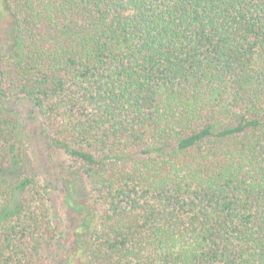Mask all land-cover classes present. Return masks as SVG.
<instances>
[{"label":"trees","instance_id":"16d2710c","mask_svg":"<svg viewBox=\"0 0 264 264\" xmlns=\"http://www.w3.org/2000/svg\"><path fill=\"white\" fill-rule=\"evenodd\" d=\"M0 23V95L55 183L0 103V264H264V0H0Z\"/></svg>","mask_w":264,"mask_h":264},{"label":"rangeland","instance_id":"374dc122","mask_svg":"<svg viewBox=\"0 0 264 264\" xmlns=\"http://www.w3.org/2000/svg\"><path fill=\"white\" fill-rule=\"evenodd\" d=\"M0 28H2L1 23ZM0 103L18 124L21 139L28 150L29 158L36 176L42 183H54L52 169L45 160L46 148L44 147L42 135L40 134L41 129L38 113L34 111L30 104L23 98L3 97L0 95ZM54 156L56 159L69 163V158L59 151L55 152ZM56 187L60 186L56 185ZM53 202L57 207L58 218L56 221L60 222L62 230L67 231L68 237L66 239L68 241L67 244H69L72 239L73 225L70 223L67 216L69 208L67 204L64 203L62 188L54 191ZM56 253L57 251L54 250L47 251L43 264H53L52 260L53 262L55 261L54 264H63V257H57Z\"/></svg>","mask_w":264,"mask_h":264}]
</instances>
